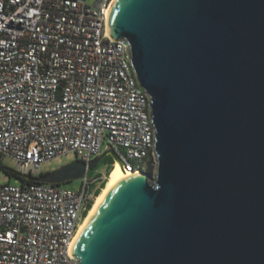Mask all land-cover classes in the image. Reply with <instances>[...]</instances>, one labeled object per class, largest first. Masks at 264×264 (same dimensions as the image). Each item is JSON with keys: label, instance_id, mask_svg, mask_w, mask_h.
<instances>
[{"label": "water", "instance_id": "water-1", "mask_svg": "<svg viewBox=\"0 0 264 264\" xmlns=\"http://www.w3.org/2000/svg\"><path fill=\"white\" fill-rule=\"evenodd\" d=\"M107 32L150 97L156 171L108 192L77 264H264V0H114ZM97 162L20 178L60 186Z\"/></svg>", "mask_w": 264, "mask_h": 264}, {"label": "built area", "instance_id": "built-area-1", "mask_svg": "<svg viewBox=\"0 0 264 264\" xmlns=\"http://www.w3.org/2000/svg\"><path fill=\"white\" fill-rule=\"evenodd\" d=\"M111 0H0V157L36 177L67 154L111 151L124 172L154 158L150 97L107 32ZM156 167V166H155ZM76 191L0 182V264H77L70 249L107 174Z\"/></svg>", "mask_w": 264, "mask_h": 264}, {"label": "rangeland", "instance_id": "rangeland-1", "mask_svg": "<svg viewBox=\"0 0 264 264\" xmlns=\"http://www.w3.org/2000/svg\"><path fill=\"white\" fill-rule=\"evenodd\" d=\"M95 1L96 0H86V2L89 4L94 3ZM102 151H105L104 147H103ZM75 160L76 159H75V156L73 154H67L64 156H60V157H57L55 159H52L50 161H47V162L41 164L40 165V171L42 174L49 173V172L55 171L56 169H59L60 167H62L64 165H67V164H69ZM112 162H113V158L110 157V160H108L107 162H102V163L97 164L93 169L87 171V176L89 178H92V177H95L97 174H102V173L107 174L110 171V166H111ZM0 163L3 166L10 168L12 170H14L16 168V163L14 162V160H12L11 158L6 157V156L0 157ZM155 171H156V167H155L154 158H153L150 160L145 172L151 178L154 176ZM7 181H8L7 176L3 172L0 171V182L3 183V182H7ZM79 184H80V179L73 180L71 182H67L61 186L63 188H66V189L76 191L79 187Z\"/></svg>", "mask_w": 264, "mask_h": 264}, {"label": "bare ground", "instance_id": "bare-ground-1", "mask_svg": "<svg viewBox=\"0 0 264 264\" xmlns=\"http://www.w3.org/2000/svg\"><path fill=\"white\" fill-rule=\"evenodd\" d=\"M114 0H111V4L110 7L112 6ZM109 7V10H110ZM111 173V174H110ZM110 176L105 180L104 186L101 189V191L99 192V194L97 196H95L91 207L88 210V213L86 214V216L84 217L82 223L80 224L77 233L79 232V230L81 229V227L83 226V224L86 222V220L89 218V216L95 211V209L100 205V203L102 202V200L105 198V196L108 194V192L124 177H127L129 175H132L133 173H127L124 172L120 166V164L118 162H115L114 166L111 168L110 170ZM76 233V235H77ZM75 235V236H76ZM75 237L73 238L74 241ZM72 241V244H73ZM71 244V247H72Z\"/></svg>", "mask_w": 264, "mask_h": 264}, {"label": "trees", "instance_id": "trees-1", "mask_svg": "<svg viewBox=\"0 0 264 264\" xmlns=\"http://www.w3.org/2000/svg\"><path fill=\"white\" fill-rule=\"evenodd\" d=\"M0 171L3 172L7 176V179H8L7 182H10V183L17 182L21 186H25V185H29V184H38V183H35V182H32V181H25V180L21 179L20 175L18 173H16L14 170H12L10 168H7V167L3 166L1 163H0ZM109 173H110V171L107 173V178L110 176ZM103 186L104 185L101 186V189L103 188ZM98 194H96V196Z\"/></svg>", "mask_w": 264, "mask_h": 264}, {"label": "flooded vegetation", "instance_id": "flooded-vegetation-1", "mask_svg": "<svg viewBox=\"0 0 264 264\" xmlns=\"http://www.w3.org/2000/svg\"><path fill=\"white\" fill-rule=\"evenodd\" d=\"M105 152V151H104ZM104 152H102L97 158H98V162L96 163L99 164V163H102V162H107L108 160H110V157L111 155L109 153H105L103 154Z\"/></svg>", "mask_w": 264, "mask_h": 264}]
</instances>
